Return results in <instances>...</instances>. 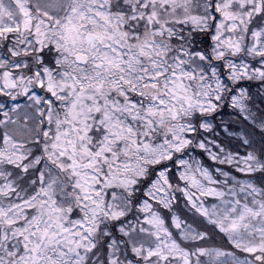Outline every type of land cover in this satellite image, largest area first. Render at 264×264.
Segmentation results:
<instances>
[{"label": "snow or ice", "instance_id": "snow-or-ice-1", "mask_svg": "<svg viewBox=\"0 0 264 264\" xmlns=\"http://www.w3.org/2000/svg\"><path fill=\"white\" fill-rule=\"evenodd\" d=\"M0 264H264V0H0Z\"/></svg>", "mask_w": 264, "mask_h": 264}]
</instances>
